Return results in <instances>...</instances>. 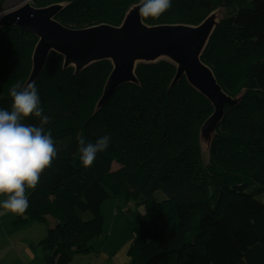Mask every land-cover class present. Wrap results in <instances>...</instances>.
Listing matches in <instances>:
<instances>
[{"label": "trees", "instance_id": "trees-1", "mask_svg": "<svg viewBox=\"0 0 264 264\" xmlns=\"http://www.w3.org/2000/svg\"><path fill=\"white\" fill-rule=\"evenodd\" d=\"M29 1L40 8L62 4L56 20L73 28L119 26L141 3ZM218 11L201 60L231 101L206 131L212 101L185 75L176 80L168 57L138 62L137 81L102 101L111 59L76 71L61 53H49L34 82L57 156L13 221L18 228L55 217L37 243L51 252L49 264H71L73 254L94 251L92 241L106 231L102 204L118 195L126 203L116 205L114 217L133 233L132 264H264V0H171L159 18L143 21L198 25ZM38 39L0 25V109L11 111L9 90L28 83ZM22 122L40 124L34 116ZM105 135L109 147L85 168L79 138L94 143Z\"/></svg>", "mask_w": 264, "mask_h": 264}, {"label": "water", "instance_id": "water-1", "mask_svg": "<svg viewBox=\"0 0 264 264\" xmlns=\"http://www.w3.org/2000/svg\"><path fill=\"white\" fill-rule=\"evenodd\" d=\"M138 5L130 9L119 26L103 24L73 28L56 20L62 4L40 8L26 2L0 17V25H16L39 38L28 83L43 71L51 51L61 53L64 65H74L76 71L94 61L111 59L113 69L106 81L102 101L108 100L120 85L137 81L135 69L138 62L170 58L177 65L175 79L185 75L213 103L215 110L203 127L206 131L221 119L224 105L231 101L213 71L201 60L217 21H213V14H210L198 25L151 26L142 20Z\"/></svg>", "mask_w": 264, "mask_h": 264}, {"label": "clouds", "instance_id": "clouds-1", "mask_svg": "<svg viewBox=\"0 0 264 264\" xmlns=\"http://www.w3.org/2000/svg\"><path fill=\"white\" fill-rule=\"evenodd\" d=\"M137 7L142 20L157 19L171 7V0H141ZM9 94L11 111L0 109V195L7 197L0 207L23 216L29 204L26 188L37 187L41 173L57 156V148L51 133L45 134L44 125L50 117L44 114L35 82L22 89L17 84ZM30 116L39 118V126L22 122ZM110 139L105 135L93 143L83 136L79 138L78 151L85 168L91 167L97 154L109 147Z\"/></svg>", "mask_w": 264, "mask_h": 264}, {"label": "rangeland", "instance_id": "rangeland-1", "mask_svg": "<svg viewBox=\"0 0 264 264\" xmlns=\"http://www.w3.org/2000/svg\"><path fill=\"white\" fill-rule=\"evenodd\" d=\"M27 2H29V0ZM22 5H23V2L21 0H4L0 6V17H2L5 13L9 12L10 10H14ZM220 15L221 14L219 11L214 12V14L211 15V18L213 19V21H218L217 18ZM207 160H208V157H207ZM118 167L119 165L115 162L113 164V168L117 169ZM27 194H28V189H26V195ZM5 199H7L6 196L0 195V202L4 201ZM124 203H126L125 197L122 195H118V196H114L106 200L102 204L101 209L105 216L106 231L102 236L96 237V239L92 241V243L94 244L98 240V242L101 244L102 251H101V256H100V262H105L106 257H108L109 253L113 250L114 252L112 253V260H110L107 264H132L130 262V256L128 255V247L133 238V233L126 225L122 216L118 215L114 217V215L112 214V209H114L117 204L123 205ZM135 209H138L140 212L143 211L142 207L135 208ZM0 216H1L0 217V244H3L4 242H6L3 238H1L2 233L7 232V234H10L12 239H15L18 236L24 235V237L28 239L37 238V240H39L46 235L47 229L48 227H50L49 224H46V223L31 222L22 231L19 228L14 229L13 227L12 221L17 216V214H14L0 207ZM50 216L55 219L54 216L52 215ZM114 218L116 221L115 226H117L116 230L112 226ZM55 222H56V219H55ZM121 224H123V226ZM107 238H110V239L108 243H106L105 245V241L107 240ZM112 241H115V245L113 247L110 246ZM121 241H127V244L122 245ZM17 248L20 253H23L21 244H18ZM50 254H51L50 251H44L42 247L37 246V242H36L35 247L28 246V251L24 254L25 257L22 256L24 259V262H22L21 260L19 261V263L16 261H13L11 254L5 255L2 251H0V264H25V263L26 264H48ZM93 255L96 256V253L93 252ZM33 256L35 259L31 260ZM87 256H89V254H79V255L73 254L72 258L74 259L71 264H80L81 259Z\"/></svg>", "mask_w": 264, "mask_h": 264}, {"label": "crops", "instance_id": "crops-1", "mask_svg": "<svg viewBox=\"0 0 264 264\" xmlns=\"http://www.w3.org/2000/svg\"><path fill=\"white\" fill-rule=\"evenodd\" d=\"M115 212H116L115 208L112 209V214L113 215H114ZM48 217H49V220H48V222L46 224H49L50 227H53L55 225V223H56L55 219L53 217H51L50 215ZM13 221H12V223H13ZM31 222L42 223V222H38V221H29L28 223H26V225L21 226V227L19 226L18 228L23 231V229ZM115 224H116V221H115V218H114L112 226L116 230L117 226H115ZM121 225L123 226V224H121ZM13 227H14V229H16L15 225H13ZM105 227H106V223H105ZM46 235H47V232H46ZM44 237H42V238L40 237V238L43 239ZM1 238H3L6 242H4L3 244H0V251H2L5 255L11 254L12 255V260L16 261L18 263H19L20 260L22 262H24V259H23L22 256L25 257L24 254L28 251V246L29 247H35L36 242L38 243L41 240V239L37 240V238L28 239V238L24 237V235L23 236H18L17 238L12 239L10 234H7V232L6 233H2L1 234ZM109 239L110 238H107V240L105 241V245H106V243H108ZM126 242L127 241H121V244L122 245H126L127 244ZM12 244H13V246H12ZM18 244H21V248H22L23 253H20L18 251V248H17ZM94 245H95V250L90 252L89 256H87L85 258H82L80 264H107L110 260H112V253L114 252L113 250L109 253L108 257H106V261L105 262H100V256H101V251H102L101 244L97 240L94 243ZM114 245H115V241H112L110 246L113 247ZM93 252L96 253V256L93 255ZM34 259L35 258L33 256L31 258V260H34ZM48 264H49V262H48Z\"/></svg>", "mask_w": 264, "mask_h": 264}, {"label": "bare ground", "instance_id": "bare-ground-1", "mask_svg": "<svg viewBox=\"0 0 264 264\" xmlns=\"http://www.w3.org/2000/svg\"><path fill=\"white\" fill-rule=\"evenodd\" d=\"M21 1H22V2H23V4H24V3H26L28 0H21Z\"/></svg>", "mask_w": 264, "mask_h": 264}]
</instances>
